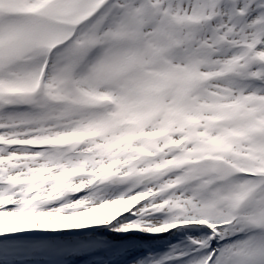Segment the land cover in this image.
Here are the masks:
<instances>
[{
  "label": "snow or ice",
  "instance_id": "6c2138e0",
  "mask_svg": "<svg viewBox=\"0 0 264 264\" xmlns=\"http://www.w3.org/2000/svg\"><path fill=\"white\" fill-rule=\"evenodd\" d=\"M0 264H264V0H0Z\"/></svg>",
  "mask_w": 264,
  "mask_h": 264
},
{
  "label": "rangeland",
  "instance_id": "374dc122",
  "mask_svg": "<svg viewBox=\"0 0 264 264\" xmlns=\"http://www.w3.org/2000/svg\"><path fill=\"white\" fill-rule=\"evenodd\" d=\"M108 235H111V234H108Z\"/></svg>",
  "mask_w": 264,
  "mask_h": 264
}]
</instances>
